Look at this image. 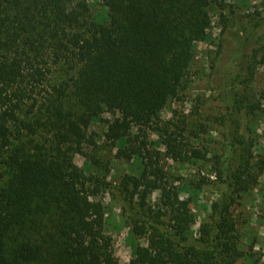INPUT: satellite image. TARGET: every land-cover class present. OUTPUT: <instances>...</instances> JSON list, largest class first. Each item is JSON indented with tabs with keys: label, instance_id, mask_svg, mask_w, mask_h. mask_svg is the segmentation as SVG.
<instances>
[{
	"label": "trees",
	"instance_id": "16d2710c",
	"mask_svg": "<svg viewBox=\"0 0 264 264\" xmlns=\"http://www.w3.org/2000/svg\"><path fill=\"white\" fill-rule=\"evenodd\" d=\"M92 1L0 0V264H117L105 254L92 182L121 203L131 241L145 242L134 241L128 264H238L246 254L234 210L257 183L254 170L264 168V159L254 160L250 121L259 110L254 85L264 65V19L240 15L227 0H102L104 17L90 20ZM212 11L222 24L209 83L226 109L215 166L223 188L194 237L187 187L168 176L162 160L206 155L159 125L190 75ZM66 66V76L54 78ZM95 123L105 128V147L138 165V175L100 183L74 164L79 153L100 165L85 153L100 148L90 135ZM153 124L155 148L145 135Z\"/></svg>",
	"mask_w": 264,
	"mask_h": 264
},
{
	"label": "rangeland",
	"instance_id": "374dc122",
	"mask_svg": "<svg viewBox=\"0 0 264 264\" xmlns=\"http://www.w3.org/2000/svg\"><path fill=\"white\" fill-rule=\"evenodd\" d=\"M227 2L234 5L240 15L255 13L260 14L264 19V0H227ZM92 4L94 6L91 8L90 20H102L107 8L105 2L95 0ZM209 17L210 27L207 35L194 47L190 75L182 86L179 98L174 99L163 111L159 125L162 128L178 130L188 150H200L206 155V160H183L182 162L162 160L168 176L177 178L175 183L184 184L187 187V190L182 192V196L189 199L194 237L199 235L201 228L207 223L212 203L223 188L222 184L216 181L215 166L217 157L223 155L225 147L224 127L221 126L219 119L226 109L224 103L217 99L218 95L211 89L209 83L211 60L219 49L222 24L219 12L212 11ZM223 40L225 53H227L229 51L228 35ZM232 44L234 48L237 47L236 43ZM67 72L66 66L56 72L54 78L58 79L62 74L64 75L62 77H65ZM254 89L259 110L250 118V121L254 129V160L255 163H261L264 159V65L257 69ZM104 129L101 123H95L91 127L90 135L97 140L100 148L94 149L91 146L85 148V153L90 157L99 158L100 167L79 153L73 155L74 164L87 174L100 179V183L106 181L116 184L125 174L138 175L140 173L138 165L116 159L115 151L110 153V150L105 147L104 139L101 140ZM156 129L157 126L153 124V128L147 129L145 133L153 148L157 147L159 138ZM254 175L257 183L244 190L241 204L234 210L239 225V248L246 254L238 264H251L253 259L264 258V168L262 170L256 168ZM203 181L207 182L203 183ZM89 187L91 198L98 211L104 214L105 254L117 264H128L133 255L134 241L144 244V240L136 237L134 241H131L133 224L124 220L121 203L105 186L92 182ZM158 197L159 193L155 190L150 201L154 204Z\"/></svg>",
	"mask_w": 264,
	"mask_h": 264
}]
</instances>
